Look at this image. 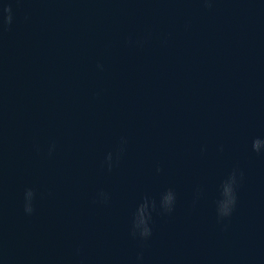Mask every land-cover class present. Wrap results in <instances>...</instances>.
Instances as JSON below:
<instances>
[{
	"label": "water",
	"instance_id": "water-1",
	"mask_svg": "<svg viewBox=\"0 0 264 264\" xmlns=\"http://www.w3.org/2000/svg\"><path fill=\"white\" fill-rule=\"evenodd\" d=\"M129 0H0V47L48 33ZM11 7L12 21L5 23Z\"/></svg>",
	"mask_w": 264,
	"mask_h": 264
},
{
	"label": "clouds",
	"instance_id": "clouds-1",
	"mask_svg": "<svg viewBox=\"0 0 264 264\" xmlns=\"http://www.w3.org/2000/svg\"><path fill=\"white\" fill-rule=\"evenodd\" d=\"M4 12L8 13V15L5 17V23L10 24L12 21V16H11V7H7L3 9ZM26 212L31 213L33 211L32 207H29L25 209ZM148 231H146L143 235H149Z\"/></svg>",
	"mask_w": 264,
	"mask_h": 264
}]
</instances>
